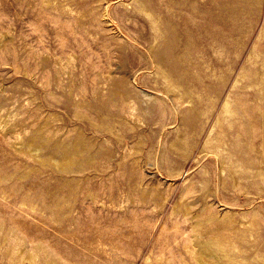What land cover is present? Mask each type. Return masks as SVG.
I'll list each match as a JSON object with an SVG mask.
<instances>
[{"label": "rangeland", "instance_id": "obj_1", "mask_svg": "<svg viewBox=\"0 0 264 264\" xmlns=\"http://www.w3.org/2000/svg\"><path fill=\"white\" fill-rule=\"evenodd\" d=\"M0 264H264V0H0Z\"/></svg>", "mask_w": 264, "mask_h": 264}]
</instances>
